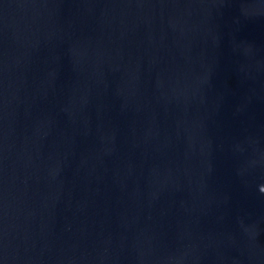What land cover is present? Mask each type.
Segmentation results:
<instances>
[{"label":"water","instance_id":"water-1","mask_svg":"<svg viewBox=\"0 0 264 264\" xmlns=\"http://www.w3.org/2000/svg\"><path fill=\"white\" fill-rule=\"evenodd\" d=\"M0 264H264V0H0Z\"/></svg>","mask_w":264,"mask_h":264}]
</instances>
